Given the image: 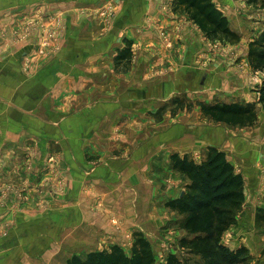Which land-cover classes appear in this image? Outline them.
Here are the masks:
<instances>
[{
	"label": "rangeland",
	"instance_id": "1",
	"mask_svg": "<svg viewBox=\"0 0 264 264\" xmlns=\"http://www.w3.org/2000/svg\"><path fill=\"white\" fill-rule=\"evenodd\" d=\"M213 1L228 17L231 28L241 36L239 42L207 37L186 13L174 11L176 0H157V5L166 15H181L186 19L180 28L183 32L173 33L160 22H151V26L158 30L159 47L169 56L175 52L177 43L183 42L180 38L184 33L194 39L197 49H200L196 65L206 67L203 69L206 74L200 78L192 73L188 77L191 84L178 85L164 98L162 93L159 94L158 75L163 77V81L183 80L181 74H175L177 63L170 64L169 57H166L165 61L159 62L161 64L155 72L145 71V74L137 75L140 64H144V56H147L146 65L149 67L151 60L159 58L160 48L148 49L132 40L129 62L123 61L117 66L112 59L116 53L109 57L114 68L107 72L108 76L120 87L116 89L108 85L105 88L107 84L103 87L97 84L95 87L99 90L95 99L88 101L85 98L73 99L67 88L66 95L70 96L65 105L67 110L77 108L78 102L81 109L90 107L95 100L108 95L120 105L127 102L126 108L118 109L119 114L106 123L108 132H96L95 140H92L94 136L85 139L86 157L91 166L84 169L82 175L78 177L72 170L63 147L56 143L46 150L36 140L23 142L14 150L2 151L0 148V246L9 239L24 242L28 237H44L47 244L28 245L30 255L23 264H37L32 259L35 254L48 253L53 249L59 250L62 261L51 264H68L75 255L85 256L91 251L109 249L114 245L130 253L136 234L141 233L151 244L155 264H170L172 257L180 264H208L213 259L206 256L204 249L183 246L184 239L191 240L195 236L182 228L183 216L167 208L166 203L181 196L188 183L186 176L174 168L172 156L189 155L199 163L207 157L209 148L214 147L226 153L245 183L244 203L234 212V219L227 221V226L217 229L215 242L218 245L216 250L222 251V257L228 254L238 259L232 262L224 258L220 264H264V105L260 103L264 70H254L247 58L249 44L264 33V0ZM7 3L2 2L0 9V60L25 52L21 63L28 75L40 71L72 45L68 29L75 32L81 28V22L92 19L101 25L103 37L110 38L114 29L109 30L119 16L112 0L91 5L80 0ZM175 35L179 36V41ZM114 37L116 42L119 38L117 33ZM125 39L128 40L124 38L118 42H122V49L128 46ZM143 49L148 53H142ZM176 55L178 58L179 53ZM217 65L222 67V79L218 81L220 84H215L216 76L213 75L214 81L210 83L208 75ZM126 85L138 87L136 90L141 86L147 87L150 95L147 99H123ZM128 103L132 104L130 113L126 111L130 109ZM201 103L254 104L258 119L253 126L221 123L206 116ZM135 114L138 118L132 120ZM174 124L181 125L183 130L180 128L176 137H171L177 143L168 145L166 143L171 138L161 139L160 134ZM206 126H216L222 132L218 137L219 144L206 141V135L201 132V128ZM100 136L105 140L101 144L109 150L100 152ZM156 138L161 141V148L154 160L146 162L150 154L140 155L142 159L146 158L142 166V187L138 191L134 192L130 187L129 193L120 195L114 187L108 189L110 181L97 176L96 170L105 168L111 161L141 159L135 158V152ZM98 178L101 180H96ZM77 210H83L86 216L82 218ZM53 214L59 216L58 222L52 220ZM3 251L0 248V254Z\"/></svg>",
	"mask_w": 264,
	"mask_h": 264
},
{
	"label": "crops",
	"instance_id": "2",
	"mask_svg": "<svg viewBox=\"0 0 264 264\" xmlns=\"http://www.w3.org/2000/svg\"><path fill=\"white\" fill-rule=\"evenodd\" d=\"M46 1L52 2V0ZM100 1L102 0H80V2H85L86 5L97 4ZM2 2L6 4H8L7 2L17 3L19 0H0V9ZM112 2L116 6L119 15L113 27L109 30L112 31L114 29L110 32L112 37H103L101 25L91 19V21L81 22V28H77L78 30L75 32H73L74 29H68L69 39L73 41L72 45L60 52L54 60L33 75L26 74L22 66L21 58L22 55L26 54L25 52L15 56H7L0 60V148L2 151L6 149L14 150L15 147H21L20 144L27 141H39L41 147L45 150L49 148V145L56 143L63 147L66 161L71 167L73 166L72 170L77 173L78 177L83 174L84 169L91 166L86 157L85 139L89 136H94L92 140H95L96 132H99V134H102L103 131L108 132L106 123L119 114L117 111L124 110L127 102L124 105H120V102L113 101L114 98H110L111 96L108 95L95 100V103L90 107L81 109V103L78 102L77 108L67 110L65 108L68 100V95H66V92H68L67 88L71 91L72 98H76L77 101L81 98L82 100L85 98L87 101L95 99V94L99 90L98 87H95L97 84L101 85V87L107 84L105 88L110 85V88L117 89L120 87L119 84L111 81L112 77L108 76L107 72L113 71L114 66L109 62H113L112 59H116L118 56L117 50H123L122 42L121 44L118 43L121 39L127 38L129 41H138L142 46L153 49L157 46L159 47V40L157 39L158 30L151 26V22L158 21V23L160 22L162 26H165L166 29L173 33L183 32L180 28H183L186 22V19H183L181 15H166L158 7L157 0H112ZM121 11L124 15L121 14ZM95 32L98 33L95 34ZM116 33L119 38L115 42L113 37ZM175 37L178 38L179 36L175 35ZM180 41L183 42L177 43L175 52L170 54V56L159 47L160 56L151 60L153 63L149 62V67L146 65L147 56H144L143 66L140 64L139 70L136 71L137 75L140 76L146 72H155L161 64L159 62L165 61L166 57H169L170 64L177 63L175 65L177 67L175 74H181L184 77L183 80L177 79L176 82H173V80L169 79L163 81V77L158 75L160 77V80H158L160 81L159 94L162 93L164 98H167L170 92L176 90L178 85L185 84L186 86L191 84V80L188 77L192 73L199 77L206 74L205 70H203L206 67L202 68L196 65L195 59L200 49H197L192 36L186 37L184 33ZM113 42L116 43L114 46L112 45ZM142 51V53H148L147 50L143 49ZM114 53H116L115 56L113 55ZM176 53H179L178 58ZM111 56L112 59L109 60ZM149 57H151V53ZM152 64L154 65L152 66ZM93 65H95V68H93ZM141 69H143L142 73L140 72ZM222 74V67L219 65L215 66L212 73L210 72V76L208 75V78L210 79L211 77L212 81L210 79L208 82L212 83L214 81L212 76L215 75L217 82L215 84H220L218 81L222 79ZM142 87L136 90L138 87L126 85V91L123 92L124 96L122 98H126V100L139 97L147 99L148 95H150L149 89ZM131 105V103H128L129 108ZM132 110L130 108L126 111L130 113ZM137 116V114L132 115V120L138 118ZM180 128L182 129L181 125L175 126L174 124L161 132L160 138H175L178 130L181 131ZM217 128L216 126L215 128H208L207 126L201 128L202 135H206V141L209 144H219L218 137L222 132ZM188 137L185 136L184 138L189 139ZM172 138L166 144H176L177 141L174 142L175 139ZM103 141L105 140L100 136V141H98L100 144L99 150L101 148L100 152L108 149L101 144ZM94 144L96 147V142ZM160 148L161 141L156 138L141 147L138 153L135 152V155H137L135 158L150 154L147 156L148 160L146 162L149 160L153 161ZM143 159L133 162L129 160H114L109 165H106L105 168L97 169L96 174L103 180L110 181L108 189H110V186L114 187L120 195L129 193L128 189L130 187L135 192L142 187ZM96 180L101 179L98 178ZM81 211L77 210L76 212H79L83 218L87 213L83 210ZM51 218L53 221L58 222L59 216L53 214ZM128 223L131 222L129 221ZM26 239L27 241L24 242L16 238L5 241L0 246L4 250L0 254V264H23L24 260L28 259L27 257L30 255L28 245H36L38 242L47 244V240L44 237H28ZM58 251L53 249L48 253H37L32 259H35L33 261H36L37 264L61 262L62 259Z\"/></svg>",
	"mask_w": 264,
	"mask_h": 264
},
{
	"label": "trees",
	"instance_id": "3",
	"mask_svg": "<svg viewBox=\"0 0 264 264\" xmlns=\"http://www.w3.org/2000/svg\"><path fill=\"white\" fill-rule=\"evenodd\" d=\"M174 11L186 13L207 36L231 43L239 42L241 36L231 28L228 17L218 8L213 0H176ZM128 46L118 51L115 61L120 66L123 61H130L131 41ZM247 58L254 70H264V33L249 44ZM260 103L264 105V88L260 92ZM203 113L214 121L226 124L253 126L258 116L254 104L237 103L200 104ZM174 168L186 176L188 183L183 195L166 203L167 208L177 212L183 219L182 228L193 234L191 240L184 239L183 246L201 247L208 264H220L223 259L235 258L222 251H217L216 237L219 227L227 226V221L234 212L241 208L245 200L244 177L236 172L235 166L227 159L224 151L210 147L207 157L196 162L189 155L172 156ZM216 261V262H215ZM155 254L150 242L143 234H136V240L130 253L121 246L91 251L85 256L75 255L68 264H155ZM170 264H180L172 257Z\"/></svg>",
	"mask_w": 264,
	"mask_h": 264
},
{
	"label": "water",
	"instance_id": "4",
	"mask_svg": "<svg viewBox=\"0 0 264 264\" xmlns=\"http://www.w3.org/2000/svg\"><path fill=\"white\" fill-rule=\"evenodd\" d=\"M182 195H183V193H182Z\"/></svg>",
	"mask_w": 264,
	"mask_h": 264
}]
</instances>
